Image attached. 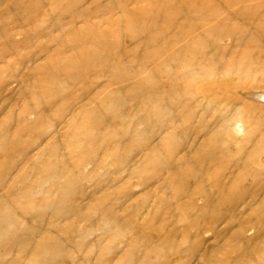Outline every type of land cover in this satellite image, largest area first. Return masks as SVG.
Returning a JSON list of instances; mask_svg holds the SVG:
<instances>
[{
  "label": "rangeland",
  "instance_id": "obj_1",
  "mask_svg": "<svg viewBox=\"0 0 264 264\" xmlns=\"http://www.w3.org/2000/svg\"><path fill=\"white\" fill-rule=\"evenodd\" d=\"M69 1L71 0L61 1L59 5H66ZM92 1L93 0H84L83 4H78V7H80L79 9H87L92 5V9L94 10H92L93 12H91V14H93L96 8L93 6ZM103 1L104 4L108 3V0ZM211 1H213V4H211L212 6H220L226 9L227 6L229 9L233 7L229 6L225 0ZM244 2H247L246 4L248 6L264 5V0H245ZM32 3L33 6L30 7V4ZM57 3L58 2L54 0H0V84L2 82V89L0 90V125L2 121L7 120L10 125L12 124V126H15L12 128V131H9L8 129L5 130L4 127L1 129L0 127V162L3 163V166L0 165V173L5 176L8 183L10 182L13 172L5 171V164L13 163V165H16L19 164L24 158L21 156L20 151H15L14 153L9 152L5 145L7 140L13 141L16 138V132L14 128H16L17 123L21 121V116L24 115L27 118L34 120L38 112L48 110L47 108H49V114H51L53 113L52 108H58L64 105V94L56 97L55 100L60 99V101L58 103L55 102L53 105H51L52 107H50L48 103H43L41 99L37 100L32 98V91L27 89V84L32 82V77L35 75L37 76V74L31 69L39 64H44L46 67L50 66L49 63L52 61V58L54 59L53 55L58 44L56 39L58 32H50L49 35L52 36L47 37L43 36L45 33H35L36 31L34 32V30L31 28L37 24L39 26H43L45 24L46 26L48 24L47 19L54 17L57 18ZM135 3L136 2H132L129 7L136 8L138 6L141 8H147L149 5H151L149 3L147 4L146 1L134 5ZM28 4L29 6H27ZM117 7H119V5H116L115 9ZM153 8L156 9L157 7ZM122 13L123 10L121 9L118 12H114V15L110 13L102 16L97 14V17L91 16L88 20V23H91L90 25L95 28L100 27L101 29L107 27L111 21H116L119 19L120 34L118 33L119 31L115 29L112 36L106 37L109 42H112V45L108 48L98 47V40H94L93 38L87 39L85 47L89 51L93 52L91 54H96L97 57L98 55L103 56L105 59L111 58L117 63L116 69L114 68V72L117 73V77H112L115 82L113 81V86L108 87V91L106 90V97L110 95L112 90L114 92V89L117 87H123L124 94L120 95L119 98L113 101L109 99L103 102L98 100H95L96 102L91 101L92 104L89 105H92L91 108L93 110L87 114H81V116L78 117L73 116V110L70 111L67 108V112L66 110L63 111L64 118L62 120L67 119V121H72V117H75L74 120L77 121V124L74 125V128L71 127V130H73L71 131V134L76 131L79 123L80 125L83 123L82 126L80 128L78 127L77 130V132H79V130L82 129V132H80L81 136H83V132L90 130L91 132L94 131L93 133H96L97 135L109 133L111 137L109 136L107 138L111 139L112 141H116L115 135L120 134L116 137L117 140L119 142L125 141V143L119 147H116L115 149L113 148L110 153L104 151L105 148L104 150L100 149V143L97 144L99 152L98 158H100L101 162L103 163H100V165L97 166L96 172L100 175L101 173H104L108 170L106 174L102 176L103 178L101 183H104L107 180L115 179L112 186H117V188L114 189H118L120 194L123 196L114 194L113 188L106 192H100V189H95L96 186L93 185L95 182L93 175L91 178L83 176L78 180H74L73 177L71 179V176H69L70 178L66 180V183H68V185L71 187L72 192L69 193V190L64 192V189L58 187V191L56 190L53 196L55 198V202L60 201L59 199L64 201L65 206L63 210H54V207L52 209L46 210L42 206L41 208H35L30 214H25L19 207H16L14 212H8L7 209L4 210L7 202H5L6 204L3 202V204L0 205V257L6 256L7 251H10L12 248L16 250V253L7 255L4 261L0 259V264H15V262L18 261V263H22L23 258V264H101L100 261H103V264H105L114 258H117V260L123 259L128 261V264H132L130 262L131 259L126 258L127 255L131 256L130 251L134 252L132 249V245H134V243L137 244L138 249H136L134 252L135 257L133 264H153V261H155L156 264H161L163 261H168L172 257L175 258L176 255L172 250V242L169 243L171 244V248L166 245L163 246L162 249H158L156 251L150 250V248L155 247L154 243L157 244L158 240L160 242L159 238L161 235L163 236L167 234L170 230L171 232H174L175 229L173 228H177V226L179 228L177 232L181 233L182 226L185 224L184 220H178L182 212H180L178 208L174 206H172V212L170 210L172 214H167L169 219L166 221L164 218L166 217L165 211L167 209L165 201L169 198H172L171 202L174 204L176 199H178L176 196V191H180V195L185 196L189 190L195 187L193 177L196 176L195 171L200 167L198 159L202 158L207 152L214 150L224 155L223 160L219 161L215 165V168L218 170V172H223L228 170L229 168L227 167L233 166V164L241 156H243L244 150L252 145V140L255 139L256 136H260V130H264V62H262L264 60V56L263 59H260V50H252L249 60L246 61L242 60L244 57L242 51L236 52L233 57L230 55L227 56L226 60L232 58L236 62V65L232 66L233 68L231 70L224 68L226 65L221 66L220 68L218 66L201 67L196 65L197 63L187 67L186 69H178L176 68L175 64L172 63L167 67H160L159 71L157 69L159 66H161V63L159 54L156 53L150 60L151 65L148 69L156 72L155 84L154 80L147 81L142 79L141 76H137L135 69L131 68L130 66L126 67L122 65V60L118 58L119 44L125 48H133L135 46H139L140 44L144 45L148 38L146 35L148 32L145 33V31H143V29L139 26L138 20L140 19H136V23L139 26L136 28L140 29L131 28L129 20H127ZM181 16L182 15L180 12L177 13L178 19L181 18ZM225 16L226 14H223L222 16H218L217 18L213 17L211 19L208 17H200L196 18L195 23H197L198 26H201L203 23H207L208 26L215 27L221 23L220 20ZM154 20L155 21H153L152 25L157 26V28L163 26L164 21H162L160 18L154 17ZM231 21L239 23L241 20H236L233 18ZM259 23L260 18H256V20H252L249 24H243V27L255 34V24H258L257 26H259ZM82 26L83 24L78 23L73 27L77 30H80ZM131 31L139 34L136 37L137 39H135L139 41H135L133 39V33H131ZM198 34L199 31L196 32L194 30V33L190 37L192 38ZM167 35L168 33L159 34L158 36L154 37V39H152L148 46H155L153 49L156 50V48H159V44L162 46ZM255 35L257 39L262 37L260 34ZM201 39L207 43H210L211 45L216 44V40L213 36L203 34ZM77 41L78 43L75 44L74 42H70L69 47L80 44L78 39ZM222 42H233V38H226V40ZM69 47L68 51H70ZM145 48L146 45L137 50L140 56H144L146 51ZM32 59L33 62L31 61ZM99 62L101 61L99 60ZM167 69H169L170 72L169 77L165 75L166 72H168ZM119 71L122 72V76L119 74ZM109 78V76H103L100 78V80H98V82H106ZM36 80H38V78ZM39 80L42 84L45 83L42 78H39ZM201 80H203L204 83ZM83 81L85 83H90L89 79H84ZM79 84V82L73 81L72 85H70V90L75 92L78 88H82V84H80V86ZM52 85L58 86L54 83L51 84V86ZM92 86H97V83H95V85L93 84ZM183 87L185 89H183ZM211 87L212 91H209ZM129 91L130 94L132 93V95L128 94ZM133 92L135 93L134 95ZM200 96H202V99ZM127 98H130V100ZM120 99H125V101ZM110 103L114 104L111 105ZM119 103L122 105V107ZM73 104L74 103H71L69 109L72 108ZM105 105L107 108H103ZM109 105L112 106L110 107V110L108 109ZM112 108L114 109V115L112 114ZM100 110H102V112ZM98 112L101 113L99 114ZM168 112L171 113L170 118L169 115L166 114ZM100 115L104 116L106 120L104 117L101 118ZM140 115L148 119V123L144 125L140 120ZM221 115H230L232 117L231 122H225V117H222ZM59 117L60 115L44 117L40 120L39 126L41 127L42 125L44 130H46L48 128L47 121L53 119L54 123H59ZM241 117L243 118L244 123L242 122ZM165 119L170 120L168 129L165 126L161 127L160 124ZM202 122L207 128L214 127L221 129L220 134L216 136L215 134L206 136V138L212 139L209 144H206L208 147H200L198 143L205 137L203 134L205 132L200 133L201 135L197 133L198 127ZM85 124L87 125L88 129L85 128ZM63 126L64 124H60L58 127L59 133L61 132L60 138H62L61 136H64V130L62 129ZM207 128H205V130H208ZM248 132L251 133L248 134ZM135 133L139 134L137 138L139 141H145L148 146L150 145L156 150V153L161 160L158 163H151V170L149 172H145L143 169H138L141 161L140 155H136L141 149V146L137 144H134L133 146L126 145L132 139ZM146 135L148 137L152 136V138L150 140H146ZM194 135H200V138L202 139L187 146L188 140H192ZM28 137H31V140L27 141L39 142L35 144L36 147L33 145V153L40 151L44 146L43 144L45 141L49 139V137L47 138V134L44 135V133L38 128H29L27 130V138ZM42 137L44 139H42ZM98 140V137H96L95 142ZM129 147H132L133 149L130 151ZM62 150L63 153L65 152L69 154L65 144L62 146ZM260 151H262V149H260ZM182 153H184L187 157V168L193 171H190L186 175H179L175 173L176 170L179 171L178 166H183L181 164ZM262 153L259 154L256 160V162H259L260 165L263 166H261V171L264 170V164H261L260 162L262 159H264V155H262ZM5 158H7V160H5ZM67 160L69 161L70 166H74L76 170L87 172L94 168L92 163L93 160L88 158L79 157L78 159L71 161L68 155ZM78 162L80 163L79 166H77ZM247 168H250V166ZM173 170H175V172ZM114 171H119V174L113 173ZM218 179H220V175H211L210 179L207 181V185L218 181ZM141 181L143 184L140 183ZM250 183L251 181H247L245 185L248 186ZM85 185H87L88 194L90 192L89 195L93 196L92 200L105 195L111 198L110 200H112L114 196L117 195L121 197L120 203H122V207L120 205V207H116V211H110V214H108L110 219H112L108 225L110 228L107 225L105 228L103 225V229L97 226L101 218V214L99 213L94 214V218H96V220H88L81 217V210L90 211L93 207V203L83 207V203H87L89 201L83 197ZM104 187L105 185H103V188ZM2 194H5V192H1L0 196ZM161 195H163V198ZM160 199L161 203H159ZM197 199V202L202 205V197L199 196ZM42 203H44V201H42ZM78 205L82 206L80 207V211L78 210ZM142 207L143 209H141ZM169 209L170 208L167 210L169 211ZM224 209L225 207H220L217 209V211H223ZM183 212H185V218H187L189 221L192 219V217L189 216L198 213L191 208H186V210H183ZM214 213L215 210H205L203 212V217L208 222H210L214 219ZM31 214H34L33 226L39 227V222L35 219V215L36 217L43 220L39 230L34 232H31L32 230L28 229L30 227L33 228V226L26 225L18 216L23 215L25 218H28ZM61 216H65L68 219L61 220ZM70 222L74 225L69 228L67 232L68 236L65 234L60 235V225H63L64 223L68 224ZM81 227L87 228V233H91H84L86 236L83 235L82 241L79 243L81 245L75 246L74 244L77 241V238L76 241L75 239L73 240V238L77 234V228L80 229ZM100 231L103 233L101 234ZM45 232L61 237L59 240L53 239L49 240V242L59 243L61 247H64V249H72V251L75 252V256L71 257L66 255L62 248H58L57 244L52 243L50 244L48 253L37 257L36 261L33 259L31 260L34 249H40V245H42L40 241L45 239L42 236ZM115 234L118 235L113 241L111 240V236ZM212 236L213 234L210 232L209 234H206L205 238L208 239ZM101 237L105 239L106 244L113 242L112 245L110 243L111 252L109 250L107 254H104V251L101 250V248L99 250H90L94 240L96 241L97 238ZM30 238L32 239V242H29L31 241ZM70 238H72L73 241L67 240ZM20 249L32 251L23 253L20 251ZM148 250L150 251L148 252ZM22 254H24V257L22 259L20 257L19 259V256ZM101 256L105 261L101 259Z\"/></svg>",
  "mask_w": 264,
  "mask_h": 264
},
{
  "label": "bare ground",
  "instance_id": "obj_2",
  "mask_svg": "<svg viewBox=\"0 0 264 264\" xmlns=\"http://www.w3.org/2000/svg\"><path fill=\"white\" fill-rule=\"evenodd\" d=\"M54 1L58 2L56 12L58 14L57 18L54 17L51 19H47L48 24L46 26L45 24L43 26H39L37 24L36 26H33V28H31L32 30H34V32L36 31L35 33H45L43 36L47 37L52 36L49 35L50 32H58L56 38L58 44L56 46V51L53 55L54 59H51L52 61L49 63L50 66L47 67L44 64L36 65L35 63L36 66H34L31 70H33L37 74V76L35 75L34 77H32V82L26 84L28 85L27 89H30L32 91V98L37 100L41 99L43 103H48L50 107H52L51 105H53L55 102L58 103L60 101V99L55 100L56 97L64 94V105L58 108H52L53 113L51 114H49V108H47L48 110L38 112L34 120L22 115L21 121H19L16 125L17 127L14 128L16 132V138L13 141H6L5 145L6 148H8L9 152L14 153L15 151H20L21 156L24 157L19 164H5L6 167L4 170L13 172L9 183L6 181L5 176L0 173V193L5 192V194H2L0 196V205H2L3 202H7V204L5 203L6 207H4V210L7 209L8 212H14L15 208L19 207L25 214H30L35 208H41L42 206L46 210L52 209L53 207L54 210H63L65 206L64 201L62 199H59L60 201L55 202V198L53 196L55 191H58L59 188L64 189V192H66L67 190H69V193L72 192L71 187L68 185V183H66V180L70 178L69 176H71V179L73 177L74 180H78L83 176L91 178L93 175L95 179L93 185L96 186L95 189H100V192H106L111 188H117V186H112L115 179L107 180L106 182L101 183L103 178L102 176L105 175L108 170L104 173H101L100 175L96 172L97 166H99L100 163H103L101 162V159L98 158L99 152L97 144L100 143L99 146H101V148H99L103 150L105 148L104 151L110 153L113 148L115 149L116 147H119L120 145L125 143V141L119 142L117 140L116 137L120 134L115 135L116 141H112L111 139L107 138L109 136L111 137L109 133L97 135L96 133H93V130V132H91L90 130L85 131L82 134L83 136H81L80 132H82V129L79 130V132H77V130L78 127L80 128L83 123L81 125L79 123V126L77 127L76 131L71 134V131H73L71 130V127L74 128V125L77 124V121L74 120L75 117H72V121H67V119L62 120L64 118L63 111L67 108L70 111L73 110V116L78 117L81 116V114H87L93 110L91 108L92 105H89L92 104L91 101L98 100L103 102L107 99L113 101L119 98L120 95L124 94L123 87H117L116 89H114V92L113 90L111 93L108 92L110 93V95L108 94L109 96L106 97V90L108 89V87L113 86L115 82L113 78L117 77V73L114 72V68L116 69L117 63L111 58L105 59L103 56H99L97 54L99 57L98 59L96 54H91L93 52L89 51L85 47L88 38L98 40V42L96 41L98 47H110L112 45V42H109L106 37L112 36L115 29L119 31L120 20H113L108 24L107 27L101 29L100 27L95 28L90 25L91 23H88V20L91 16H96L97 14L99 16L110 13L113 14L114 12H118L122 9V14L126 17L127 20H129L131 28L140 29L136 28L140 26L143 31H145V33L148 32V34H146L148 36L147 41L144 43V45H146V51L144 56H140L137 51L139 50V48L144 47V45L140 44L139 46H135L133 48H125L121 44H119L118 58L122 60V65L126 67L130 66L131 68L135 69L137 76H141L142 79L147 81L154 80L155 84L156 72L148 69L151 65L150 60L156 53L159 54V59L161 63V66H159L157 70H159V68L163 66L167 67L172 63H174L176 68L178 69H186L187 67H190L197 63L196 65H199L201 67L218 66L220 68L221 66L226 65L224 68H226L227 70H231L233 68L232 66L236 65V62L232 58L227 59V61L226 57L229 55L233 57L236 52H243L244 57L242 60L244 61L249 60L250 53L252 50H260V59H263L264 56V38H262L264 37V5L248 6L246 4L247 2H244L245 0H225V2L229 6H233L230 9L228 8V6L227 9L220 6H212L211 4H213V1L211 0H108L107 4H104L103 0H93V6H95L96 8L93 14H91V12H93L92 10H94L92 9V5L87 9H79L80 7H78V4H83L84 0H71L66 5L63 4V6L62 4L59 5V3L64 0ZM143 1H146L147 4L149 3L151 5H149V7L147 8H141L138 6L136 8L129 7L132 2H136L134 4L136 5L137 3H141ZM126 2L128 6L126 5ZM116 5H119V7L115 9ZM27 6H29V4ZM31 6H33V3L30 4V7ZM153 7L157 8L154 9ZM179 12L182 16L178 19L177 13ZM223 14H226V16L222 17V19L220 20L221 23L215 27L208 26L207 23H203L201 26H198L197 23H195L196 18L208 17L209 19H211L213 17L217 18L218 16H222ZM154 17H158L162 21H164L162 27L157 28V26L152 25L153 21H155ZM233 18H235L236 20H241L243 23L241 21H239V23L232 22L231 19ZM256 18H260V23L259 26H257L258 24H255L256 28H254V32L255 34H260V36H262L263 34L260 39H257L256 35L253 32L243 27L244 25L249 24L252 20H256ZM136 19H140L138 20L139 26L136 23ZM78 23L83 24L80 30H77L73 27ZM194 30L196 32L199 31V34L191 38L190 36L194 33ZM118 33L120 34V31ZM131 33H133V39H137L136 37L139 34L133 31H131ZM161 33H168L166 40L164 41L162 46L159 44V48H156V50L153 49L155 48V46H152V44V47L148 46L152 39H154V37L158 36ZM203 34L213 36L216 40V44L211 45L210 43H207L206 41L201 39V36ZM229 37L233 38V42H222ZM77 39L79 40L80 44L76 46L72 45V47H69L70 42H74V44L78 43ZM68 47L70 51H68ZM99 60L101 62H99ZM31 61L33 62V59ZM262 62H264V60ZM167 71L168 72H166L165 75L169 77V69H167ZM119 74L122 76L121 71H119ZM103 76H109L110 78L106 82L102 81L101 83H99L98 80H100V78ZM37 78L38 80H36ZM39 78H42L45 83L42 84ZM84 79H89L90 83H85L83 81ZM73 81H77L82 84V88H78L75 92H72L73 90H70V85H72ZM53 83L58 86H51V84ZM95 83H97V86H92L93 84L95 85ZM184 87L183 89H185ZM1 89L2 82L0 84V90ZM209 91H212V87L209 89ZM128 94H130V91ZM134 94L135 93L133 92V95ZM130 95H132V93ZM200 97L202 99V96ZM130 98L127 99L130 100ZM123 101H125V99ZM71 103L74 104L72 105V108L69 109ZM113 104L114 103H112L111 105ZM111 105H109L108 107L109 110L111 109L110 107H112ZM105 106H103V108H107V106ZM120 106L122 107L121 104ZM113 110L114 109L112 108V114L114 115ZM100 111L102 112V110ZM166 114L169 115V118L171 117L170 112ZM51 115H60V122L54 123V120L50 119V122L47 121L48 128L44 130L42 125L41 127L39 126V122L44 117H49ZM103 117L104 116H101V118ZM139 117L144 125L148 123V119H146L144 116L142 117V115H140ZM222 117H225L224 120L227 123L231 122L232 120V117L230 115H224ZM104 119L106 120L105 117ZM241 119L243 122L242 117ZM169 121L170 120L166 119L163 120L162 123H160L161 127L165 126L168 129L170 123ZM60 124H64L62 128L64 130V136H61L62 138H60L61 132L59 133L58 129ZM0 127L1 129L4 127L5 130L8 129L9 131H12V128L15 126H12V124L10 125L7 120H5L1 122ZM29 128H38L44 133V135L47 134V138L49 137L47 141L44 140V144L42 143L44 146L41 148V150L35 153H33V145L39 142L27 141L31 140V137L27 138V130ZM85 128L88 129L87 125ZM205 128L207 127H205L204 123L202 122L197 130L198 134L205 132L203 133L205 135L204 139L200 138L201 134L199 136L194 135L192 137V140H188L187 146L194 144L198 140L202 139L200 142H198L199 146L205 147L206 144H209L212 140L210 137V139L206 138L207 135L209 136L210 134H215L216 136L221 132L220 128L218 129L212 127L207 128L208 130H205ZM251 132H248V134ZM259 133L260 136H256V138L252 140V145L244 150L243 156H241L233 164V166L227 167L229 169L223 172H218V170L215 168V165L219 161L223 160L224 155L214 150L211 152H207L202 158L198 159L200 167L196 170L197 172L195 171L196 176L193 177L195 187L189 190V192L185 196H181V192L176 191V196L178 197V199H176V202L174 204H172L171 202L172 198H169L165 201L167 209L170 208L169 211L166 209L165 216L167 217V214H172V206H174L178 208L180 212H182L178 220H184L185 224H187H184V226H182L181 233L177 232V230L179 229L177 226V228H173L175 229L174 232H171L170 230L167 234L163 236L161 235V237L159 238L160 242L158 240L157 244L154 243L155 247L150 248V250L153 251L162 249L163 246L166 245L171 248V244L169 243H173L172 250L174 251L173 253L176 255V257H172L168 261H163L161 264H264V181H262L264 180V170L261 171L262 165H260L259 162H256L259 154L263 152L262 155H264V130H260ZM138 136L139 134L135 133L132 139L126 145L133 146L134 144H137L141 146V149L136 155H140L141 161L138 169H143L145 172H149L151 170L150 164L158 163L161 160L157 155L156 150L150 145L148 146L145 141H139L137 139ZM96 137H98L99 139L97 142H95ZM151 138L152 136L148 137L146 135V140H150ZM42 139L44 138L42 137ZM64 144L66 145L69 154L65 152L63 153L62 146ZM132 149V147H129L130 151ZM260 149H262V151H260ZM182 154V168L178 166L179 171H173L179 175H186L192 170L187 168V157L184 153ZM68 155L71 161H74L79 157L93 160L92 163L94 168L87 172L76 170L74 166H70V163L67 160ZM5 160H7V158H5ZM260 162L261 164H264V159H262V161ZM0 163V165L3 164L2 162ZM79 164L80 163L78 162L77 166H79ZM248 166H250V168H247ZM118 172L119 171H114L113 173L119 174ZM214 174L220 175V179L210 185H207V181L210 179V176ZM247 181H251L250 185L248 186L245 185ZM140 183H142V181ZM87 185L84 186L83 197L84 199L86 198V200L89 201L87 203H83V207L91 203H93V207L90 211H82L80 208L82 206L78 205V210H81V217L88 220H96V218H94L95 213L101 214V218L97 226L103 229V225L105 228L106 225L108 226L112 220L108 215L110 214V211H116V207H120V205L122 207V203H120L121 197L118 196L122 194H120L118 189H114V194L118 195L114 196L112 200H110L111 198L106 195L100 196L96 199L94 198L92 200L93 196L89 195L90 192L88 194ZM103 185H105L104 188ZM162 196L163 195H161V197ZM199 196L203 199L202 205L197 202V198ZM161 199L159 203H161ZM42 201H44V203H42ZM220 207H225V209L223 211H217V209ZM186 208H191L192 210L198 212L197 214L195 213L192 216H189L192 217L191 221L185 218V212H183V210H186ZM141 209H143V207ZM208 209L215 210L214 219L210 222H208L203 217V212ZM18 216L21 218V221L24 222L26 225L33 226L34 214H31L28 218H25L23 215ZM166 217L164 218L167 221L169 218ZM35 219L39 222V227L33 226V228H28L32 230L31 232L39 230L43 221L41 218L36 217V215ZM60 219L64 220L68 218L65 216H61ZM73 225L74 224L71 222L68 224L64 223L63 225H60V235H67L69 228ZM81 228H77L78 230L76 235L73 234L75 235L73 240L75 239L76 241L77 238V241L74 244L75 246L81 245L79 243H81L82 237L83 235H85L84 233H87V228ZM210 232L213 234V236L209 237L208 239L205 238L206 234H209ZM117 235L118 234L112 235L111 240L114 241ZM42 236L45 239L43 241H40L42 244H39L41 246L39 249L40 251L34 249L31 260L33 259L34 261H36L37 257L48 253L50 244L52 243L57 244L58 248H62L66 255H69L71 257L75 256V252L72 251V249H64V247H61L59 243L49 242V240H59V238L61 239V237H59L58 235L49 234L48 232H45ZM67 240L73 241L72 238ZM29 242H32V239ZM110 243L106 244L105 239L103 237L97 238V240H94V242L92 243L90 250H99L101 248V250L104 251V254H107L109 250L111 252L110 247L113 242L111 243V245ZM132 249L135 252L136 249H138L137 244L134 243V245H132ZM150 250H148V252ZM20 251L25 253L30 252L32 250L29 251L27 249H20ZM134 252L130 251L131 256L127 255L126 258L131 259L130 262L132 264L134 263ZM13 253L15 254L16 250L12 248L10 249V251H7L6 256L0 257V259L4 261L7 255ZM20 257L22 259L24 257V254L19 256V259ZM101 259L104 260L102 256ZM23 260L22 263H18V261L15 262V264H23ZM100 262L101 264H103V261ZM113 263L128 264V261L123 259L117 260V258H114L109 260L105 264ZM153 264H156L155 261H153Z\"/></svg>",
  "mask_w": 264,
  "mask_h": 264
}]
</instances>
